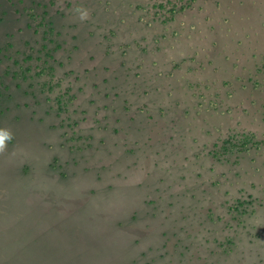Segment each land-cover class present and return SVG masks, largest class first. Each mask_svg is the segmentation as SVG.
<instances>
[{
    "label": "rangeland",
    "instance_id": "1",
    "mask_svg": "<svg viewBox=\"0 0 264 264\" xmlns=\"http://www.w3.org/2000/svg\"><path fill=\"white\" fill-rule=\"evenodd\" d=\"M0 129V264H264V0H0Z\"/></svg>",
    "mask_w": 264,
    "mask_h": 264
},
{
    "label": "clouds",
    "instance_id": "2",
    "mask_svg": "<svg viewBox=\"0 0 264 264\" xmlns=\"http://www.w3.org/2000/svg\"><path fill=\"white\" fill-rule=\"evenodd\" d=\"M73 11L77 14L78 19L83 22L89 19V10L83 6L74 7ZM14 139L13 133L9 129H0V154L8 149V144Z\"/></svg>",
    "mask_w": 264,
    "mask_h": 264
},
{
    "label": "trees",
    "instance_id": "3",
    "mask_svg": "<svg viewBox=\"0 0 264 264\" xmlns=\"http://www.w3.org/2000/svg\"><path fill=\"white\" fill-rule=\"evenodd\" d=\"M16 263L18 264V261Z\"/></svg>",
    "mask_w": 264,
    "mask_h": 264
}]
</instances>
